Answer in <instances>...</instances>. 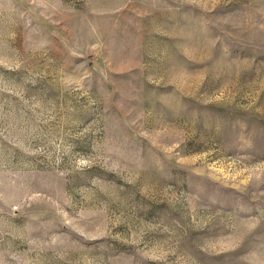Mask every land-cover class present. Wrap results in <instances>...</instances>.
Wrapping results in <instances>:
<instances>
[{
  "label": "rangeland",
  "instance_id": "obj_1",
  "mask_svg": "<svg viewBox=\"0 0 264 264\" xmlns=\"http://www.w3.org/2000/svg\"><path fill=\"white\" fill-rule=\"evenodd\" d=\"M0 264H264V0H0Z\"/></svg>",
  "mask_w": 264,
  "mask_h": 264
}]
</instances>
